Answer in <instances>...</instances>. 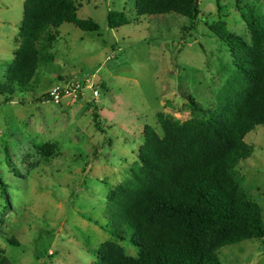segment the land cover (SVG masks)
<instances>
[{
	"label": "rangeland",
	"instance_id": "374dc122",
	"mask_svg": "<svg viewBox=\"0 0 264 264\" xmlns=\"http://www.w3.org/2000/svg\"><path fill=\"white\" fill-rule=\"evenodd\" d=\"M78 16L100 31L72 23L58 29L26 91L0 92V248L13 264H95L108 231V195L139 164L144 128L163 136L158 113L193 116L191 99L205 110L234 71L228 45L211 25L251 43L243 13L264 15V0H199V25L178 14L140 15L128 0H75ZM26 0H0V84L20 43ZM111 10L130 24L111 29ZM92 78L91 90L59 102L43 99L66 79ZM100 114L101 130L93 120ZM201 116H203L201 114ZM255 147L239 171L264 216V126L246 136ZM14 237L20 246L9 244ZM120 244L139 256L130 233ZM222 264H264V239L220 250Z\"/></svg>",
	"mask_w": 264,
	"mask_h": 264
},
{
	"label": "trees",
	"instance_id": "16d2710c",
	"mask_svg": "<svg viewBox=\"0 0 264 264\" xmlns=\"http://www.w3.org/2000/svg\"><path fill=\"white\" fill-rule=\"evenodd\" d=\"M128 1L140 15L187 17V31L200 22L199 0ZM242 15L251 43L230 32L225 23L210 27L228 45L235 71L217 107L205 110L191 99L193 116L186 121L158 113L163 136L145 126L139 164L109 192L108 231L114 239L100 245L95 264H222L223 247L264 239L261 206L250 198L239 171L255 151L246 136L264 126V15ZM108 20L111 29L130 24L124 12L114 10ZM64 23L100 31L94 20L79 18L75 0H26L19 47L0 92L27 90L47 49L42 40L55 42ZM43 99L53 101L51 94L37 101ZM93 120L101 130L97 109ZM129 233L139 247L138 257L128 255L120 244ZM7 240L20 246L14 237ZM0 264H13L1 248Z\"/></svg>",
	"mask_w": 264,
	"mask_h": 264
},
{
	"label": "built area",
	"instance_id": "2783aa9c",
	"mask_svg": "<svg viewBox=\"0 0 264 264\" xmlns=\"http://www.w3.org/2000/svg\"><path fill=\"white\" fill-rule=\"evenodd\" d=\"M86 90H91L93 98L95 100L99 99L100 91L97 89L95 82L92 78H78L72 77L66 79L62 84L57 85L51 91V97L53 101H61L68 97H77V95H84Z\"/></svg>",
	"mask_w": 264,
	"mask_h": 264
}]
</instances>
